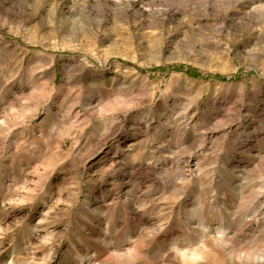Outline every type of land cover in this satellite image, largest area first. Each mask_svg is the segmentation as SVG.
<instances>
[{
  "label": "rangeland",
  "instance_id": "obj_1",
  "mask_svg": "<svg viewBox=\"0 0 264 264\" xmlns=\"http://www.w3.org/2000/svg\"><path fill=\"white\" fill-rule=\"evenodd\" d=\"M0 264H264V0H0Z\"/></svg>",
  "mask_w": 264,
  "mask_h": 264
}]
</instances>
